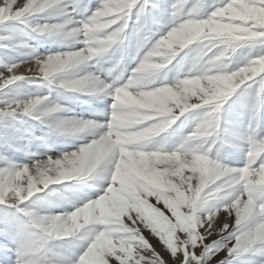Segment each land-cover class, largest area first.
<instances>
[{
    "label": "snow or ice",
    "instance_id": "obj_1",
    "mask_svg": "<svg viewBox=\"0 0 264 264\" xmlns=\"http://www.w3.org/2000/svg\"><path fill=\"white\" fill-rule=\"evenodd\" d=\"M154 12L167 17V31L153 42ZM45 13L57 22L39 23ZM133 20L137 55L147 51L131 75L64 78L120 48ZM33 33L79 37L84 47L42 55L23 38ZM193 50L182 79L149 80ZM234 56L242 59L230 68ZM42 81L54 86L48 94L23 89ZM56 88L110 97L103 122L62 118L71 110L52 99ZM249 95L248 132L237 136L244 146L230 145L241 161L222 162L218 149L209 158L226 143L222 110ZM193 112L199 120L177 147L152 143ZM262 113L264 0H100L94 9L84 0H0L3 264H264ZM68 135L84 142L55 149L53 137ZM97 177L106 183L91 195L76 187Z\"/></svg>",
    "mask_w": 264,
    "mask_h": 264
},
{
    "label": "rangeland",
    "instance_id": "obj_2",
    "mask_svg": "<svg viewBox=\"0 0 264 264\" xmlns=\"http://www.w3.org/2000/svg\"><path fill=\"white\" fill-rule=\"evenodd\" d=\"M85 3L88 4L89 8L94 9L97 4L100 3V0H84ZM165 3L170 5L174 2V0H153V3ZM208 3H211L212 0H207ZM195 3V0H190V4ZM210 11V9L208 10ZM201 12L206 15L207 13L204 9H201ZM154 15L160 19V23H154L151 25V32L149 33L151 40L154 42L156 38H158L159 34L167 31V17L160 18L158 12H154ZM82 17L78 16L77 20ZM55 23L57 20L52 19L48 16L47 13L41 14L39 18V23ZM28 40V43L36 48L38 53L42 55H47L50 53L57 52H67V51H75L82 47L83 44L78 43L77 40L79 37H48V36H36L34 33L31 38L23 37ZM137 43L138 36L136 32V24L133 20L130 22L129 27L125 30V39L123 44L118 49L110 50L101 60L100 63L97 64L95 62H89L84 65H80L78 68L71 70L64 77L65 79H79L89 73H95L99 75L102 79H106L109 82L115 76L124 74L125 77L131 75L132 70L138 65L139 60L142 59L143 54L147 51V46L144 49H141L140 55H137ZM194 47V46H193ZM22 51H28L27 49H22ZM198 50H193L189 52V55L185 57L183 62H179L178 60H174L168 67L157 73L155 76L150 77V81H154L158 83L161 79H167L169 83L173 82L177 76L179 78H183L184 74L189 71L191 68V64L193 59L196 57ZM12 55H16L13 53ZM242 59L240 56L232 57V62L229 64L230 68H234L236 66V61ZM117 62H119L117 66ZM115 68L112 76L109 77L107 75L109 69ZM54 86L47 85L46 81H42L40 86L31 83L23 84L24 91L38 93L40 95H45L49 93V88ZM151 87V83L146 82L145 90ZM253 90H250V93ZM52 99L56 102L63 104L66 108L71 111L68 113L58 114L62 118L63 117H76L83 119H94L103 122L105 117L99 115L100 112L105 111L109 108L111 104V98L105 97L102 95H92L85 92H71L65 89L56 88L51 93ZM235 97H233L234 99ZM231 102V101H230ZM229 102V103H230ZM252 103L251 95L247 96L242 102H239L233 105L231 111L221 112V121L220 128L218 132L220 136L224 138L226 143L221 144L219 141L212 146L213 151L209 153V158H214V154L218 149L220 155L225 159L222 161L231 166H236L238 161H241V154L236 152L234 148L230 145H243V141L237 139V136H244L248 132V122L250 117V106ZM228 105H225L227 108ZM200 113L193 112L191 114H186V116L180 117L179 120L176 121L175 124L172 125L171 128L167 130L166 133H161L159 136L154 137L152 143L156 146H163L169 151L173 150L177 147L181 141L182 135L190 134V132L195 128ZM264 115V113H262ZM182 125V128H181ZM224 129L228 130V133H232L234 135H225ZM175 130V131H174ZM45 129L38 127L37 134L41 135ZM79 136H88V133H79ZM213 137L205 138L207 141H211L215 138ZM54 140V148L57 150H72L75 145L83 143V140L76 139L75 137L68 136H57L53 137ZM211 145L210 143H204L201 145V149L206 150ZM106 181L97 177L93 180L88 181L87 184L76 185L77 188H84L88 190V195H91L94 192L100 190ZM65 197L71 199V194L68 192L64 193ZM57 199V198H52ZM155 243V241H153ZM3 253L0 252V264H3Z\"/></svg>",
    "mask_w": 264,
    "mask_h": 264
}]
</instances>
